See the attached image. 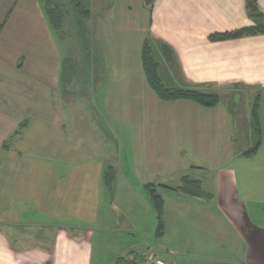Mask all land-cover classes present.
<instances>
[{"label":"crops","instance_id":"obj_1","mask_svg":"<svg viewBox=\"0 0 264 264\" xmlns=\"http://www.w3.org/2000/svg\"><path fill=\"white\" fill-rule=\"evenodd\" d=\"M256 2L264 14V0ZM0 3V264H104L95 243L104 235L119 242L112 264L131 251L186 264L185 253L212 248L202 234L180 231L173 245L164 240L166 228L158 236L146 186L195 201L194 223L201 229L225 214L236 226L235 246L250 249L252 264H264V229L254 225L256 214L264 213V34L210 40L254 25L247 0H156L151 11L142 0H112L108 7L93 1L91 11L108 9L101 29L114 56L99 62L102 72L90 74L98 79L87 91L95 114L85 117L74 89H65L66 57L55 48L60 39L43 1ZM41 29L49 44L42 34L32 36ZM146 41L167 89L217 95L219 104L162 100L143 68ZM43 45L46 56L30 55ZM95 117L103 120L97 130ZM95 131L105 155L91 159L73 144L80 138L88 143ZM112 135L113 149L106 139ZM110 168L113 193L105 182ZM185 177L199 181L211 198L184 194ZM121 193L125 201L118 200ZM140 202L156 215L157 223L148 218L149 232L134 215ZM114 203L125 209L117 217Z\"/></svg>","mask_w":264,"mask_h":264},{"label":"rangeland","instance_id":"obj_2","mask_svg":"<svg viewBox=\"0 0 264 264\" xmlns=\"http://www.w3.org/2000/svg\"><path fill=\"white\" fill-rule=\"evenodd\" d=\"M43 1V0H42ZM93 1L96 2V0H90V3ZM112 0H104L106 3V7L109 6ZM3 3H0V6ZM92 6V4H91ZM105 9V10H104ZM104 9H99V8H93L92 13L90 16V19L85 21L83 23L84 29L86 31V36L85 38L82 37L81 31L78 29L77 24L74 23V18L68 19L63 27V29L59 32H57L59 36V42L56 43L55 48L58 51L59 55H62L64 58L68 57L69 61L71 63L67 64L65 67L66 70V80L64 81L65 83V89L69 90L70 92H75V100L78 101V105L83 106L84 112H80V116L85 117L87 116V112H91L92 114L94 111V107L92 106L93 103L91 100H88L87 98V91H92L93 89L96 88V85L98 82L97 76L96 80L93 81V75H90L93 70L99 74L102 72L103 66L99 64L101 60L104 58L112 57L114 56V52L109 50L104 44V35L102 33V24H101V19L103 15H106L108 12L107 8ZM72 20V21H71ZM77 20V18H75ZM84 19H81L83 21ZM39 29V28H38ZM55 32V33H56ZM37 34H42L46 39L45 41L47 44H49L51 38H49V34L46 33L45 30L41 29V33H39V30L34 32L32 34L33 37H35ZM51 37V34H50ZM86 40L88 41L86 45ZM36 45V44H35ZM52 45V44H51ZM37 47V46H35ZM49 47V46H47ZM49 49H46L45 45L40 46L39 48H31L30 55L35 56V57H40V56H46V51ZM54 52L52 55H55V50L54 48L52 49ZM156 51V50H155ZM157 52V51H156ZM155 54V53H154ZM58 56V54H57ZM157 56V53H156ZM89 61V62H87ZM95 64H94V62ZM108 68V66H107ZM98 86V85H97ZM100 87V85H99ZM98 87V88H99ZM68 99V98H67ZM72 99V98H71ZM89 106L90 108L87 110L86 106ZM67 109V108H66ZM66 111L64 113L65 117ZM96 116V115H95ZM95 123H96V130L98 129L97 125L99 124L100 127H103V120L102 118L97 119L95 117ZM84 122H79L80 126L83 125ZM86 131V130H85ZM115 136V135H114ZM114 136L112 135L111 138H106L108 141V144L111 149L114 148V145L116 143V140L114 139ZM102 136L97 134V131L94 133V138H89V144L87 143L88 139H82L80 138L73 144V147L77 144L79 146L81 144V149L80 151L84 155H92L91 159H95L97 157L101 158L102 155H105L104 150H103V140H100ZM106 141V143H107ZM92 144V145H91ZM70 145L68 146V148ZM71 148V147H70ZM98 158V159H99ZM97 162H99L97 160ZM122 163V162H121ZM174 183V182H172ZM175 185V184H174ZM163 200H165V206H164V229L166 228L165 232V237L164 240L167 241L166 243L170 244H175L176 239L175 235L176 233H179L180 231L185 233L181 235H199L202 234V238L205 240L207 236V243H209V246H212V248L209 251H204V255H199L200 251H194L190 252L191 256H187L185 253L184 255V261L186 264H239L240 262L243 264H252L253 263V256L252 252L250 253V249H247L245 246H241L239 244V247H236L235 242H236V226L234 222L224 216L218 217V219L215 218L213 224H210L207 228L201 229L198 227L195 223L194 220V215L196 214L195 211H197V208L192 207V202H195L188 197H184L182 195H168L165 190H162L161 188H158L157 192ZM182 197V199H180ZM119 198H123V194L118 195V200ZM122 201H125L124 198ZM195 205V204H194ZM197 206V205H196ZM121 208L119 209L118 206L114 203L112 205V210H114V213L116 217L120 214V212H124L125 209L123 206H120ZM135 209L136 213L134 215L141 217L144 219V222L147 223L143 226V229L148 231L150 230V219L151 222H156V215L154 214L153 210L150 215V211H148L147 205H143L141 202L140 204H135ZM149 207V206H148ZM123 209V210H122ZM151 209V208H150ZM185 212V214H184ZM251 213V212H250ZM152 214H154L152 216ZM263 214V215H262ZM183 215V216H181ZM217 215H219L217 213ZM261 215L264 216V213H257L256 214V219L254 222L255 228H259L261 230L264 229V217L261 218ZM251 216V215H250ZM130 217V216H128ZM260 217V218H259ZM149 218V221H148ZM257 220L262 223H258ZM184 223V224H181ZM180 223V225H179ZM249 223H252L249 221ZM247 223L246 228L248 232L251 224ZM159 226V223H158ZM157 227V225H156ZM256 234H261V231L255 230ZM218 238L217 240H212L214 236ZM105 238L98 239L96 238V244L100 245L97 250L100 252V256L102 255L101 259L104 260V264H112V261L115 260V258L112 257V250L113 247L119 244L118 241H113L111 237H108L107 235H104ZM164 236V235H163ZM150 240V243H154L156 240L155 237H148ZM159 242V241H158ZM161 242V241H160ZM199 240H196V243H198ZM249 250V252H248ZM138 257L144 258L146 260L145 264H157V261L163 262L164 264H168L165 262L161 257L158 258L155 255L154 256H146V255H141L140 253ZM148 254V253H147ZM99 255L97 257H99ZM248 255V257H247ZM114 259V260H113ZM96 260V257H95ZM255 260H260V263L263 262V259L260 257L255 259Z\"/></svg>","mask_w":264,"mask_h":264},{"label":"trees","instance_id":"obj_3","mask_svg":"<svg viewBox=\"0 0 264 264\" xmlns=\"http://www.w3.org/2000/svg\"><path fill=\"white\" fill-rule=\"evenodd\" d=\"M142 2L144 6L151 11L156 0H142ZM43 3L49 22L55 31H61L66 21L68 19H72L73 17L74 23L77 24L78 29L82 33V37L85 38L86 31L84 29L83 23L90 19L92 13L90 0H43ZM247 9L250 17L254 20V25L240 28L232 32L212 34L210 36V40L213 42H218L239 39L245 36L264 34V14L259 11L256 0H247ZM75 18H77V20H75ZM81 19L84 20L81 21ZM87 43L88 41L86 40V45ZM164 50L166 51L167 56H170L171 51L167 46H164ZM142 61L144 71L152 89L162 100L170 101L176 99H187L205 107H215L219 104V97L217 95L193 90L167 89L159 78L158 65L153 55L152 46L147 41L144 43L142 48ZM69 63L71 62L69 61V58L66 57L64 60V81L66 80L65 67ZM258 145L259 143L246 154L249 155L256 152ZM115 178V170L110 168L105 175V182L112 193L114 191ZM146 187L159 220L157 234L158 236H162L164 233V225L162 221L164 201L162 197L156 193L153 187ZM180 189L184 194L194 198H211L210 194L203 190L199 181L190 180L188 177L183 179ZM136 253L137 252L135 251H131L129 254L118 258L116 264H145L146 260L143 257H138L139 254Z\"/></svg>","mask_w":264,"mask_h":264},{"label":"built area","instance_id":"obj_4","mask_svg":"<svg viewBox=\"0 0 264 264\" xmlns=\"http://www.w3.org/2000/svg\"><path fill=\"white\" fill-rule=\"evenodd\" d=\"M157 264H164L163 262L157 261Z\"/></svg>","mask_w":264,"mask_h":264}]
</instances>
